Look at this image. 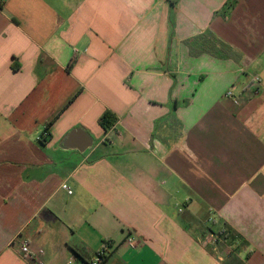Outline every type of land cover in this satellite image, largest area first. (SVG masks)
Here are the masks:
<instances>
[{"label":"crops","instance_id":"1","mask_svg":"<svg viewBox=\"0 0 264 264\" xmlns=\"http://www.w3.org/2000/svg\"><path fill=\"white\" fill-rule=\"evenodd\" d=\"M23 241L41 264H264V0H3L0 264H31Z\"/></svg>","mask_w":264,"mask_h":264},{"label":"built area","instance_id":"2","mask_svg":"<svg viewBox=\"0 0 264 264\" xmlns=\"http://www.w3.org/2000/svg\"><path fill=\"white\" fill-rule=\"evenodd\" d=\"M3 3V0H0V4ZM225 96L228 97V98H233V93L231 90H228L226 93H225ZM233 102L236 104L237 103V100L236 99H233ZM61 188L63 190H65L68 194H71V189L69 188V186H67V184H62L61 185ZM216 237L214 235H211V234H208L206 237H205V243H209L210 245H213L215 242H216ZM126 243L131 246V247H134L136 246L137 244V240L135 238V236H128L126 238ZM108 244H104L95 254L94 256L92 257V259L88 262V264H101L106 255H107V252H108ZM20 251L22 253V256L23 258L30 262L31 264H41V261H40V256L42 255L43 251L42 250H32L28 243L26 241H23L21 242V245H20Z\"/></svg>","mask_w":264,"mask_h":264},{"label":"trees","instance_id":"3","mask_svg":"<svg viewBox=\"0 0 264 264\" xmlns=\"http://www.w3.org/2000/svg\"><path fill=\"white\" fill-rule=\"evenodd\" d=\"M115 121H116L115 115L109 110H106L105 113L101 116L99 124L103 128L104 131H107L109 128L112 127ZM45 133H46V136L48 137L49 135L47 134V129H45ZM47 137H45L42 142H45V140H47Z\"/></svg>","mask_w":264,"mask_h":264},{"label":"water","instance_id":"4","mask_svg":"<svg viewBox=\"0 0 264 264\" xmlns=\"http://www.w3.org/2000/svg\"><path fill=\"white\" fill-rule=\"evenodd\" d=\"M79 134H80V132H79V130H77V129L71 131V132L68 134V136H67V141H68L69 143H70V142H74L75 139L77 138V136H79ZM66 145H67V146L64 147V148L69 147V146H68L69 144H66ZM91 145H92V142H91V140L89 139V140H86L85 143L81 144V145L78 146V147H74V148L78 149L80 152H84L86 149L90 148Z\"/></svg>","mask_w":264,"mask_h":264}]
</instances>
